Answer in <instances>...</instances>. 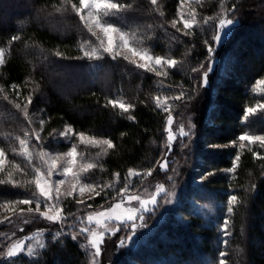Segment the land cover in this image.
<instances>
[{"label":"trees","instance_id":"obj_1","mask_svg":"<svg viewBox=\"0 0 264 264\" xmlns=\"http://www.w3.org/2000/svg\"><path fill=\"white\" fill-rule=\"evenodd\" d=\"M111 1L122 8L108 21L154 56L175 60V67L162 78L125 59L84 56L89 31L71 6L78 7L79 0H0V48L7 51L0 68V148L15 157L25 133L44 139L69 126L76 134L112 141L99 173L105 179L136 169L151 170L160 180L163 172L157 170L169 151L167 113L156 98L181 96L185 100L178 105L191 109L193 134L198 136L200 149L194 154L211 175L200 187H190L183 205L149 244L110 264H264V148L260 143L223 147L244 134L264 135V111L246 116L249 108L264 104V96L254 92L264 80V0L232 4L237 25L214 55L209 51L216 34L211 19L221 13L223 0L195 4L198 21L187 29L172 25L181 11L180 0ZM217 58L227 64L218 82L209 72ZM111 100L132 107L124 112ZM210 104L214 107L208 116ZM231 168L232 173L226 172ZM0 180L6 181L0 183V210L6 203L26 200L23 183ZM100 202L93 203L98 207ZM198 204L214 211L210 220ZM225 222L227 231L221 230ZM50 238L34 257L0 259V264H90L71 237Z\"/></svg>","mask_w":264,"mask_h":264},{"label":"rangeland","instance_id":"obj_2","mask_svg":"<svg viewBox=\"0 0 264 264\" xmlns=\"http://www.w3.org/2000/svg\"><path fill=\"white\" fill-rule=\"evenodd\" d=\"M203 1L204 0H184L177 18V24L182 25V27L185 28L183 20L191 21L193 19V15L195 17V21L197 22L196 13L194 12L195 4H200ZM97 2L102 4L103 0H97ZM237 2V0H223L221 13L211 19V22L216 25L215 36L219 35L221 37L219 42L214 39V48L211 51L212 55H214L221 43L230 36L234 27L237 25L233 15L235 8L232 6V4ZM79 7H81L80 4L78 5V8ZM88 11V8H84L80 13V16H85L86 19H88V22L92 24V32H89L88 42H86L83 46L84 50H88L92 47L99 48L101 40L104 42V46H107V36L103 32L102 28L97 27L96 23L93 22V18H96L99 15L100 23L102 25L110 24L119 30L109 33V35L113 37V52L110 54L104 52L103 49H100V57L111 56L112 58H121V60L128 57V59L125 60L129 63H132L131 61L134 60L136 63L132 64L136 66L137 64L147 63V68L141 69L155 75H157V71L166 73L157 75L162 78L167 77L168 70L175 67L176 64L174 66H169L167 64L155 65L153 61L146 62L141 59L139 55H134L133 52L129 50L130 48H135L137 51H143L145 49L142 47L140 42L134 38L132 39L130 33H128V47H122V41L120 40L119 35L120 32H127L123 31L121 27L119 28L115 24L110 23L107 19L108 16L116 10H108L109 14L105 16L103 15V7L99 10L93 8L92 18L88 17ZM181 15L183 16V19H181ZM225 18L232 19L233 24L221 30L219 28V21ZM83 23L85 24L84 21ZM93 33H95V35ZM146 51L150 55L154 56L148 50ZM6 57L7 51L5 50V59ZM212 60L209 72L212 74L213 79L218 82V78L226 73V60L222 58ZM1 67L2 66H0V68ZM149 68L154 70H148ZM206 85H208V82ZM254 92L255 94L264 96V86H260V88H258L257 83L254 87ZM165 97L168 98L167 104L160 108L162 111H165V107L169 109L168 111H165L167 113V119L165 122L166 125L164 135H166V147L167 151H169L165 160H167V165H170V169H168L167 166L166 170L161 167L157 170V172H163L160 175V180L157 179V176L154 175L155 173L152 171L151 175H147L146 173L148 171H140L136 169H133L132 171L140 173V175H133L130 178L129 172H127L123 177L118 175L114 176L112 179H105L102 177L99 173L101 172V166L107 158L110 149H107L105 153L104 149H106V146L96 147L87 142L82 143L79 136L80 134H83L85 137L95 139L107 138L92 136L84 133L76 134L69 126H65L64 128L53 132L44 139L39 137V140L36 139V134L32 136L29 133H25L24 140L27 141L28 152L32 154L31 160L29 161L21 154L23 150L21 149L20 144H18V149L12 154L15 155V157L8 156L5 153V156L0 158V161H2L0 162V179L5 178L8 181V175L10 173L12 183L19 184L13 180L23 183L21 187L26 189V200L30 199L33 203L30 205L19 204L16 203L17 201H14L6 203L0 210V213L4 214V216L0 218V259L9 260L19 256H29L27 255V250L29 248H31L34 253L29 257H34L46 247L47 241L51 239L50 237L55 239L71 237L73 239L75 236L76 238L73 240L79 244L81 249L88 255L90 258V264L118 263L121 261L122 257L127 256L131 252L140 250L145 244H149V240L153 236L154 232L158 230V228L167 218H169V216L176 213L179 206L183 205L184 201L187 199L186 194H188L190 187H200L204 184L203 181L211 175L204 173L202 170L204 169L202 167V160L194 154V150H199L200 146L199 143L196 145L197 143L195 141L198 136L195 138L193 134L195 130L193 114L190 108H181V106L178 105V102H184L185 98L173 99L175 96L163 95L160 97L162 103ZM258 105L264 104L261 103ZM212 107L214 106L210 104L208 108V116L211 114V110H213ZM252 109H255V111L252 113L247 111L246 116H251L264 111V107L255 106ZM169 116L172 118V123L170 125L168 124ZM69 128L72 131L67 135H63V133H65ZM169 128H171L174 134V139L171 143L168 140ZM181 128H183L186 135H182L180 133ZM244 135L264 136L258 134ZM259 143V141L249 143L246 140L241 141L239 139L237 142L230 143L229 145L223 147L242 149L240 147L241 144H243L244 147H247V145L254 146ZM73 146H75L76 149V158L74 163L72 162L71 157L65 155L71 151ZM217 147L219 146H214V150L217 149ZM43 153H47L48 155L41 159V154ZM58 155L65 156V158L63 160H55V167L52 169V175L48 179V182L51 185V194L53 199L47 203L56 205L58 209H62V219L58 221H50L41 216L40 213L34 211L37 206V200L40 202V212L47 211L44 198L39 196L34 179L36 177V170H39L41 173H46L49 166L53 164V160L50 159V157H56ZM198 161L199 165H196ZM86 163H93L96 167L89 169L86 172L81 171V166ZM188 164H190V167ZM235 164H237V162H235ZM65 168H69L70 172L64 173L63 169ZM233 170L234 168H231V170L226 172L232 173ZM77 180L79 182H77ZM60 181H62V183H60ZM89 184L96 186L95 191L85 187V185ZM125 186L128 187V192L121 195V190ZM158 186H163L165 191L156 196V204L147 205V210L141 207L139 201L133 200L128 202L124 199V197L128 195H136L140 197L141 201L150 200L156 193ZM81 188L84 189L83 192H81ZM57 189L59 190V199H57ZM97 192H99V195H96ZM34 193H36V195H34ZM68 193H71V195H68ZM198 194H200L199 190L196 191V195ZM95 199L101 200L98 207H95L96 204L93 203ZM190 201L196 203L195 200ZM107 203H110L111 205L105 207ZM117 203L122 205V208L117 210V214L126 209H135L136 219L125 220L122 223L115 219L105 220L104 223L107 225V231L103 226L97 225L95 223V219L91 223L87 221V217L89 215H92L95 218L97 213L109 212ZM200 206L203 207L200 211L202 212L204 218L210 220L212 215H214V211L208 206L206 207L202 204ZM29 208H32L33 211L29 212ZM54 213L55 209L53 212H49V215H53ZM176 217L177 219L180 218L177 214ZM82 228H88L89 233L95 231L98 235L102 234V242L99 244V256L95 255V249L92 248L89 243V233H82ZM114 228H118L119 231H113ZM223 229H225V224L224 226H221V230ZM121 241L124 243L122 244ZM16 242H23L25 251L18 253L16 257H7L6 252L9 247ZM132 264L137 263L132 262Z\"/></svg>","mask_w":264,"mask_h":264},{"label":"snow or ice","instance_id":"obj_3","mask_svg":"<svg viewBox=\"0 0 264 264\" xmlns=\"http://www.w3.org/2000/svg\"><path fill=\"white\" fill-rule=\"evenodd\" d=\"M152 4H156V0H151ZM65 3L71 4V0H65ZM181 6L184 3V0H180ZM79 4L81 7H77L75 4H71L73 10L76 12L77 15H80V13L82 12V10L84 8H88V17L92 18L93 17V13H92V9H97L99 10L101 7H103L104 12L103 15L107 16L109 14L108 10H116L119 11L122 8V5L118 4V3H114L111 2V0H103V3H99L97 2V0H79ZM163 13H161L162 15ZM80 19L82 21L85 22V27L88 29L89 32H92V24L88 22V19H86L85 16L81 15ZM181 19H183V16L181 15ZM93 22L96 23L97 27L102 28L103 32L105 33V35L107 36V46H104V42L101 40L100 41V46L99 48L97 47H92L88 50H84V56L88 57V58H99L100 57V49H103L104 52L107 53H112L113 52V48H114V43H113V37L111 35H109V33L112 32H116L119 31L118 29L114 28L112 25L110 24H105L102 25L100 23V19H99V15L96 18H93ZM195 17L193 15V19L190 20H183L184 23V27L187 28H191L193 26V24L195 23ZM176 21L173 20L172 21V25L173 27H175L176 25ZM233 24V20L232 19H221L219 21V28L221 30H223L225 27L230 26ZM95 35V33H93ZM129 34L128 33H124V32H120L119 38L122 41V47H128L129 45V38H128ZM13 40L18 39V37H13ZM214 39L219 42L221 37L219 35L215 36ZM83 50V49H82ZM131 52H133L134 55H139L141 59L147 61H153L155 65H163V64H167L169 66H174L176 64V61L173 59H164V58H160V57H154L152 55H150L146 50L143 51H137L135 48H130L129 49ZM209 51L211 52L212 49L209 48ZM118 54V53H117ZM57 55H59V53H57ZM115 58V57H113ZM125 59H128V57H125ZM132 63H136L134 60L131 61ZM5 63V50L3 48H0V66H2ZM137 67L140 68H147V63L145 64H137ZM148 70H154L149 68ZM157 75H162V74H166V73H161L160 71L156 72ZM203 83H207V76L205 75L203 77ZM260 86H264V80H260L258 81V88H260ZM13 88H15V85H13ZM2 91V90H0ZM180 96H176L173 97V99H180ZM167 100L168 98L165 97L163 103L161 102V99L159 97L156 98V103L158 107H164V105L167 104ZM30 99H29V103H30ZM109 103L113 106V107H119L120 109H122L124 112H128L129 109L132 107L131 105H125L123 102L121 101H117V100H111L109 101ZM17 107H19V105H17ZM258 107H264V105H258ZM165 111H168L169 109L165 107L164 109ZM249 113H252L253 111H255V109L249 108L247 110ZM25 115H27V113H25ZM43 122H41L42 124ZM172 123V118L171 116H169L168 118V124L170 125ZM72 130L69 128L65 133H63V135H67L68 133H70ZM180 133L182 135H186V133H184L183 128L180 129ZM36 139L39 140V135H36ZM79 139L81 140V142H87L90 143L96 147H102V146H106V149H104L105 153L107 151V149H111L114 147V144L112 143L111 140L109 139H95V138H91V137H85L83 134H80ZM174 139V134L171 130V128L168 129V140L171 143V141ZM239 139L241 141H248L249 143H253L255 141H259L260 142V147L264 148V136H250V135H242L239 137ZM19 144L22 151V155H24L29 161L31 160V153L28 152L27 149V141L24 139H20L19 140ZM241 148L244 147L243 144L240 145ZM255 155L259 156L258 153H254ZM48 155L47 153H43L41 154V159H43L44 156ZM66 156H69L72 158V162H75V158H76V149L75 146L72 147L71 151L65 154ZM5 156V152L3 149H0V158H3ZM65 158V156H61L58 155L56 157H50V159L53 160V164L49 166L48 171L46 173H41L39 170H36V177L34 179V183L36 188L38 189V194L40 197L44 198L45 201V205L47 208V211L45 212H40V202L39 200L36 201V209L34 211L40 213L41 216H43L45 219L50 220V221H58L62 219L61 216V212L62 209H58L56 207V205H51L48 204V201H51L53 199L52 194H51V185L48 182V179L51 177L52 175V169L55 167V160L60 159L63 160ZM237 160H239V157L237 156ZM2 162V161H0ZM167 160H164L161 164L160 167L163 169H167ZM18 167V166H17ZM96 167L95 164L93 163H86L83 164L81 166V171H87L89 169H92ZM64 173H68L70 172L69 168H65L63 169ZM147 175H151V170H149L147 173ZM133 175H140V173H135L132 170L129 171V178L132 177ZM127 179V178H126ZM5 180H0V183H5ZM7 182H12L11 180V174L9 173L8 175V181ZM77 182H79L77 180ZM60 183H62V181H60ZM47 186V187H46ZM85 187H88L90 189H92L93 191H95L96 186L94 185H85ZM83 188H81V192H83ZM165 191V189L163 188V186H158L156 189V193L152 196V198L150 200H140L139 196L136 195H128L126 197H124V199H126L128 202H131L133 200L135 201H139L141 207L145 208V210H147V205L149 204H156V196L159 195L160 193H163ZM128 192V187L125 186L122 190H121V195H123V193H127ZM34 195H36V193H34ZM68 195H71V193H68ZM96 195H99V192L96 193ZM57 199H59V190L57 189ZM237 200L236 196H233L231 198V202L234 204ZM16 203L19 204H32L33 201L32 200H22V201H17ZM122 205L120 203H117L115 205L114 208H112L109 212H100L97 213L95 218L92 215H89L87 217V221L89 223L93 222V220L95 219V223L97 225L103 226L105 228V230L107 231V225L104 223L105 220H111V219H115L117 221H120L121 223L124 222L125 220H135L136 219V210L135 209H126L123 212L117 214V210L121 209ZM55 209V213L53 215H49V212H53V210ZM29 212H32L33 209L29 208L28 209ZM231 211V209H230ZM26 222V221H25ZM113 231H119L118 228H114ZM225 231H227V222H225ZM82 233H89V229L88 228H82L81 229ZM90 236V240L89 243L91 245L92 248L95 249V255L99 256L100 255V247L99 244L100 242H102V234H97V232L92 231L89 233ZM76 237L74 236L73 239H75ZM121 243L123 244L124 242L121 241ZM25 248H24V244L23 242H16L14 243L12 246L9 247L8 251L6 252V256L11 258V257H16L18 255V253L24 252ZM33 250L31 248H29L27 250V255L32 256ZM221 264H224L223 261H221Z\"/></svg>","mask_w":264,"mask_h":264}]
</instances>
